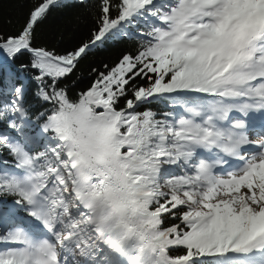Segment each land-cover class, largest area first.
I'll list each match as a JSON object with an SVG mask.
<instances>
[{"label": "snow or ice", "instance_id": "snow-or-ice-1", "mask_svg": "<svg viewBox=\"0 0 264 264\" xmlns=\"http://www.w3.org/2000/svg\"><path fill=\"white\" fill-rule=\"evenodd\" d=\"M71 8L87 34L42 41ZM0 264H264V0L2 19Z\"/></svg>", "mask_w": 264, "mask_h": 264}, {"label": "trees", "instance_id": "trees-1", "mask_svg": "<svg viewBox=\"0 0 264 264\" xmlns=\"http://www.w3.org/2000/svg\"><path fill=\"white\" fill-rule=\"evenodd\" d=\"M3 8L0 9V21L4 18H11L13 25L23 23L24 13L31 6L32 0H2ZM79 18V19H78ZM89 24L88 17L82 9H54L38 31L41 32L42 41L50 44L56 43L60 35L64 39H79L87 34ZM126 44H114L99 51L95 56L89 58V62L100 63L101 61L111 63L127 47ZM87 81H85L86 85ZM85 85H81L82 87Z\"/></svg>", "mask_w": 264, "mask_h": 264}]
</instances>
